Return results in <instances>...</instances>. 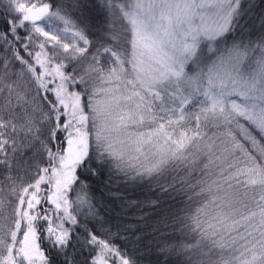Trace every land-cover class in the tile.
<instances>
[{
  "label": "snow or ice",
  "instance_id": "obj_1",
  "mask_svg": "<svg viewBox=\"0 0 264 264\" xmlns=\"http://www.w3.org/2000/svg\"><path fill=\"white\" fill-rule=\"evenodd\" d=\"M8 5L0 167L16 174L0 180V264H140L138 225L164 201L182 242L163 252L264 264V14L253 32L252 0Z\"/></svg>",
  "mask_w": 264,
  "mask_h": 264
},
{
  "label": "trees",
  "instance_id": "obj_2",
  "mask_svg": "<svg viewBox=\"0 0 264 264\" xmlns=\"http://www.w3.org/2000/svg\"><path fill=\"white\" fill-rule=\"evenodd\" d=\"M252 2L256 5L254 11L251 14V20L254 21L252 25V31L255 33H259L261 31L260 20L258 19L261 14H264V0H252ZM8 1L0 0V17H6L8 13ZM24 148L22 150L21 155L17 157L20 161L21 165H24L25 162H30L29 157L33 156V153L36 151V148ZM15 172H9L8 170L0 167V180H6L9 175H15ZM22 174V173H21ZM101 181H106L107 177L102 176L100 178ZM89 184L92 185V194L95 196H99L101 192H105L102 183L95 180V178L88 181ZM125 183L119 176H116L113 179L110 187L115 189L117 186ZM80 195L86 196V192H81ZM141 197H147L152 195V193L148 190H141L136 193ZM171 206V202L164 201L162 203V208L160 210L151 211L148 213L150 219L147 223H140L138 227L141 229L138 235L143 237L142 243L138 245L140 249V264H183L184 257L179 254V252H163L162 249L166 246L178 245L180 244V232L178 228H173L171 226L165 227L162 222L168 220L169 214L166 213V210ZM114 209L113 215L116 216L119 214V206L117 204L110 205ZM160 224V228L157 229L153 227V225Z\"/></svg>",
  "mask_w": 264,
  "mask_h": 264
},
{
  "label": "rangeland",
  "instance_id": "obj_3",
  "mask_svg": "<svg viewBox=\"0 0 264 264\" xmlns=\"http://www.w3.org/2000/svg\"><path fill=\"white\" fill-rule=\"evenodd\" d=\"M8 1V0H7ZM57 26H59V24H57Z\"/></svg>",
  "mask_w": 264,
  "mask_h": 264
}]
</instances>
